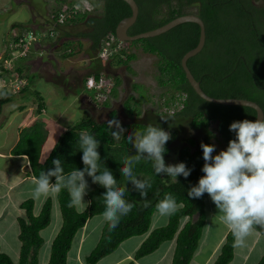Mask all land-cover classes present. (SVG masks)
I'll use <instances>...</instances> for the list:
<instances>
[{"label": "trees", "instance_id": "16d2710c", "mask_svg": "<svg viewBox=\"0 0 264 264\" xmlns=\"http://www.w3.org/2000/svg\"><path fill=\"white\" fill-rule=\"evenodd\" d=\"M58 1V5L46 18L47 30L45 31L48 34L43 38L51 40L53 36L55 37L53 41H49V44L50 46L58 45L61 48L60 57L66 59L85 49L82 39L89 41L87 51L92 54L96 52V55L103 46L108 45L105 47L106 49L109 47L105 59L112 57L115 63H123L126 66L136 57V54L129 50L131 46L139 47L141 51L156 56L157 82L166 87L162 93H169L161 100V106H164L166 110L151 113L146 111L143 114L144 117H140L139 120L125 123L123 137H127L135 130L143 131L150 123L169 129L172 139L166 143L167 151L164 155L172 151L176 156V161L172 164L184 162L192 171L187 178L178 176L177 183L166 174L157 176L152 162L142 159L134 165L133 171L140 178H149L151 187L147 189L146 199H141L139 193L133 189V185L127 182L120 172L124 158L136 155L133 144L125 139L114 140L111 131H115L116 126L113 124L110 130L108 121H98L92 114L87 113L60 133L43 161H40L39 157L47 131L41 121L23 128L11 151L27 155L31 173L35 178H38L42 171L53 169L55 165L52 161L55 159L60 160L67 174L73 169L82 170L84 167L83 153L79 148L80 134L84 132L95 136L100 141L97 151L100 153L101 167H107L112 172L120 187L126 186L127 192L124 198L134 204V207L130 213L121 217L115 229L109 230L108 223L104 222L96 244L84 257L85 264H95L100 258L112 252L124 239L146 233L150 227L151 216L156 211V204L166 193L175 197L177 210L168 216L164 225L149 231L135 250L133 259L152 252L165 240L174 239L170 264H188L197 247L205 220L204 194L199 199L189 198L187 194L189 188L197 184L199 178L204 175L201 170L204 160L200 144L201 142L212 144L209 124L215 121L218 134L228 145L229 140L235 138V133L229 131V125L233 121L255 120V110L244 105L206 101L199 97L189 85L180 65V58L197 42L199 27L196 23L182 22L154 36L121 42L115 38L114 28L122 17L130 14V8L125 1L101 0V11L91 15L78 0ZM135 1L138 5V13L135 21L127 29L128 34L152 29L180 14H197L204 23L205 40L201 50L187 59V66L191 73L199 81L204 92L211 96L240 97L255 101L262 108L264 119V0ZM75 4L81 5L79 10L74 8ZM71 10L73 13L67 16L66 13ZM61 13H64L65 17L59 20ZM79 21L83 22L84 29L80 31L66 29L68 25H76ZM9 26L10 28L24 27L26 30L30 28L21 22H12ZM21 34L20 29L17 35L12 36V42L18 41ZM118 43H120V49L116 47ZM8 49L7 56L4 54V57L10 56V47ZM19 58L21 56H17L15 61ZM103 58L97 57L91 60L88 66V68L91 67V71L85 73L83 80L90 74L96 80L100 78L103 71ZM0 68L3 72L11 71L8 67ZM13 70L26 76L19 64L14 66ZM118 84V77L113 76V85L109 94L115 93ZM136 86L137 84L134 88ZM21 91H31L38 112L43 108V97L38 90H29L25 86L24 89H20ZM18 93L12 92L7 86L0 88V112L3 104L12 100ZM179 100L182 103L181 107L175 104V101ZM131 101L133 96L128 95L124 106L129 114L138 116L140 110L136 105L132 106V110L126 106ZM135 101L138 100L135 99ZM107 104L106 96L103 105ZM171 107L172 112L169 111ZM108 115L114 119V109L109 111ZM173 118L175 121L179 119L188 121L193 129H201L203 134L199 139L187 136L182 138V143L173 142L177 138L179 128L172 120ZM85 179L89 184L86 196L91 204L84 211H77L68 206L70 197L66 189L55 192L61 222L50 242L46 264H66L67 252L77 230L88 218L104 211L103 193L106 189L99 184H93L91 177L87 175ZM50 182L54 184L55 177H51ZM20 207L23 208L24 214L17 218V236L20 242L18 260L13 262L7 253L0 251V264H38L39 249L43 243L40 230L51 221L52 200L47 196L37 214L33 213V199L30 197L23 200ZM183 217L187 220L179 226ZM253 228L264 238V226L254 225ZM234 239L235 236L229 228L212 264H227L231 260ZM133 263L132 259L126 262V264ZM255 264H264V252Z\"/></svg>", "mask_w": 264, "mask_h": 264}, {"label": "clouds", "instance_id": "9594fccd", "mask_svg": "<svg viewBox=\"0 0 264 264\" xmlns=\"http://www.w3.org/2000/svg\"><path fill=\"white\" fill-rule=\"evenodd\" d=\"M30 29L35 33V38L25 54L19 55L12 46L14 42L12 40L9 42L10 56L2 60V62L7 61V64L2 63V66L8 67L11 71L4 72L3 78L8 80V83L0 85V88L7 86L15 93L20 92V89H24L25 86L30 90L36 89L29 86L27 76L13 70L16 66L15 60L9 62L13 56V58L17 56L25 58L31 52L32 55L42 54L41 50L33 48L35 43L46 39L39 37L43 29L36 31L30 27L28 30ZM21 30L23 33L26 29L23 27ZM106 46L108 45L103 46L97 52L99 57H106V52H109V47L106 49ZM116 47L120 48V43ZM90 76L92 75H88L83 80V84L85 89L94 90L91 96L96 102L99 93L104 98L109 93L113 80L105 94L103 93L104 87L96 90L86 86V79ZM103 77L108 78L102 71L100 78ZM163 109L166 110L164 106ZM113 124L116 130L111 131L112 138L114 140L125 139L136 149V155L124 158L120 172L126 181L133 185V189L139 193L141 199H146L147 189L151 187L149 178H140L133 171L134 165L142 159L152 162L154 173L157 176L166 174L173 179V182L178 183V176L187 178L190 175L192 169L188 168L184 162L165 163L164 154L167 151L165 145L172 139L170 131L150 123L143 131L135 130L127 137H123L124 129L120 122L110 121V130ZM229 131L235 133V138L229 140L226 150H220L216 155H213L216 152L214 144L201 142L200 147L204 160L201 170L204 175L199 178L197 184L189 188L187 194L189 198L199 199L207 193L221 214L223 222L232 230L237 242L242 243L243 238L250 233L254 225L264 226V119L233 121L229 125ZM99 144L100 141L95 136L82 132L79 136V148L83 153V169H73L65 174L60 160H53L52 163L55 165L53 169L42 171L38 178L34 177L35 187L32 190V196L34 199H39L50 192L58 193L66 189L70 197L68 206L77 211H84L91 204V201H84L89 189L88 181L85 179L87 175L91 177L93 184H99L106 189L103 193L105 208L101 215L108 223L109 230H112L118 226L121 217L131 212L134 204L124 198L127 192L126 186L120 187L112 172L107 167H101V157L97 151ZM51 177H55L54 184L50 182ZM156 210L162 217L172 215L177 210L175 197L166 193L163 199L156 204Z\"/></svg>", "mask_w": 264, "mask_h": 264}, {"label": "crops", "instance_id": "0c3cea01", "mask_svg": "<svg viewBox=\"0 0 264 264\" xmlns=\"http://www.w3.org/2000/svg\"><path fill=\"white\" fill-rule=\"evenodd\" d=\"M12 22H10V24ZM9 25V31L8 29L6 30L8 31V47H10L9 42L11 41L12 36L15 34L17 35L20 29H22L17 27L10 28ZM1 52L0 60H3L5 58V53H2V55ZM37 57L41 58V55H32V59L30 61H34ZM24 61H26V57L18 59L14 63L16 65L19 64L22 66L27 79H29V86L31 88H36L35 83H33V74L30 75L33 72H35L38 82L41 79H44L50 84H55V82L52 80L49 82V80L45 79V77L40 74L41 72H39V70H34L35 67L33 66V63H25ZM1 64L0 67L2 66ZM76 87L85 88L82 78L80 79V83H73V89ZM68 92L72 93L71 91ZM21 93L16 94L12 100L3 104L0 112V216L2 213H6V211L10 214L8 218L0 223V250H3L5 253H7L13 262H17L18 260V247L20 245L17 236V218L24 214V210L20 207V203L23 200L29 198L25 194H32V190L35 187V182L31 173L27 155L24 153H13L11 149L18 141L20 132L23 128L31 126L36 121H41L43 127L47 131L46 138L41 146L39 157V160L43 161L49 152V150L44 149V146L49 138L50 132L54 131L59 136L60 133L63 132L66 127H68L67 124H61L59 122L61 119L60 116L62 115L60 109H58V113L56 115H50L48 117L44 116V113H46V108L43 95L42 97L44 105L43 108L38 112L36 110V103L33 97H29L28 95ZM74 95V99L79 100L83 113L92 114L91 111L87 109V106L85 107L82 105L81 101H86L87 104L92 102L96 108L98 107L97 102L93 100L92 96L83 93L82 90L79 92L76 90ZM46 197L47 195L42 196L39 198V200L30 197L33 199L32 210L34 214L39 212L41 204ZM84 201H88L87 196L84 197ZM57 204L58 203H56V205ZM204 205L205 218L208 221V225L205 230L203 226L201 236L199 238V240L201 239V242L199 243L198 240L197 247L194 250L188 264H212L219 251L220 245L223 242L225 234L229 229V227L221 219V214H219L218 209L207 193H204ZM11 206L15 207V212L14 210L13 212H10V209L12 208ZM101 214H95L88 218L85 224L77 230L72 239L71 247L67 252L66 264H68L69 261L70 264H85L83 257H85L96 244L101 233L102 226L105 222ZM167 218L168 216L162 217L159 215L157 210L154 211L151 216L149 230L146 233L141 235H133L124 239L112 252L100 258L95 264H120L124 263L125 260L127 262L130 259L133 260V264H170L175 244L174 239L165 240L161 242L159 246L152 252L137 259H133L135 250L148 235L149 231L158 227V225H164L167 222ZM186 220V217L181 218L179 226H182ZM46 228L47 226L42 228L40 230V234H42L43 230H46ZM55 234H52L50 231V237H47L45 243L50 245V242ZM13 240H17V247L16 244L12 242ZM83 247H87V252L85 254L82 252ZM263 252L264 238L257 230L253 228L250 233L243 238L242 243H238L235 237L233 244V256L227 264H255ZM47 258L48 254H42L38 259V264H46Z\"/></svg>", "mask_w": 264, "mask_h": 264}, {"label": "rangeland", "instance_id": "374dc122", "mask_svg": "<svg viewBox=\"0 0 264 264\" xmlns=\"http://www.w3.org/2000/svg\"><path fill=\"white\" fill-rule=\"evenodd\" d=\"M66 1L69 2L71 0ZM79 1L87 8V12L90 15L99 13L101 11V0H78V2ZM58 3V0H0V52L3 50L1 54L5 53V56H7V51L9 50L7 32L9 31L8 25L10 24V22H21L23 23V25H27L28 27L36 29V31L40 29L47 30L46 18L50 16V11L54 9V7L58 5ZM84 28L85 26L82 21L77 22L76 25H68L66 27V29H71L72 31H80ZM7 29L8 31H6ZM54 38L55 37L53 36L51 40L44 39L39 43H35L33 49L41 50V58L37 57L34 61H30L32 59L31 52V54L29 53V55L26 56V61L24 62L31 64L33 63L35 69L33 67L32 68L34 70H39V72H41L40 74L44 76L45 79L49 80V82H51L50 80L55 82L54 85L48 83L44 79H41L38 82L35 72L30 74H33V83H35V86L41 96L43 95L44 97L46 108V113H44V116L48 117L50 115H56L58 113V109H60L62 115L60 116L61 119L59 122L61 124L65 123L69 126L78 118L84 115L80 107L79 100L74 99V93L76 92V90H78V92L82 90L83 93H86L89 96L94 92L93 89L87 90L81 87H76L73 89V83H80V79L85 75V73L91 71V67L88 68L91 60L100 57L99 55H96V52H93V54L88 52L87 42L89 41L87 39H82L85 43L86 48L81 50L79 53L64 59L60 57L59 54V52L61 53L62 51L61 48H59L58 45L50 46L49 44V41H53ZM129 50L134 52L136 54V57L129 61L128 66L124 65L123 63H115V59L112 57H108L106 59L103 58V73L108 77L102 78V87H104L103 93L106 94L108 92V89L112 83L111 80H113V76H116L119 79V84L116 86L115 93L106 94V96L108 97V104L106 106L103 105V100L105 98L101 95H99L98 99L96 100V102L98 103L97 108L93 105L92 102L87 104L86 101H81L82 105H84L85 107L87 106V109L91 111L95 119H97L98 121L106 120L108 122L118 120L123 129H125V123L137 121L140 117H144L143 114L146 111L150 113L154 111H163L164 109L163 106H161V100L163 97L169 95V93L167 92L162 93L166 87L159 85L157 82L156 75L158 73V70L156 64V56L151 53L143 52L139 47L135 46H131ZM13 57L11 61H9L10 63L15 60V58ZM1 62L2 59L0 60V64ZM2 63L6 64L7 61H4ZM4 75L5 73L0 71V85H5L8 83V80H4ZM135 84H137L136 88H134ZM68 91H71L72 93ZM161 93L163 94L162 96ZM21 94L28 95L29 97L32 96L31 91H23ZM128 95L133 96V101L128 103V105L126 106H128L129 109L132 110V106L136 105L140 110V114L138 116L129 114L124 106L125 99ZM135 99L138 101H135ZM113 109L115 111V115L114 119H111L108 115V112ZM172 120L175 121L174 118ZM183 122L184 119L175 121L176 126L179 128L176 136L177 138L173 142L182 143V138L187 136L199 139L203 134V131L201 129H193L189 125L188 121H185L184 123ZM209 129L212 132L211 142L216 146L215 155L218 154L220 150H226L228 145L223 142L220 135L218 134L215 121L210 122ZM164 130L169 131V129ZM57 138L58 135L56 132H50L44 149L50 151L52 147L51 144H54ZM164 159L166 164H172L174 160L176 161V156L171 151L168 155H164ZM25 195H27L28 197H33L32 194ZM47 196L52 200L51 221L47 225L46 230H43L41 234L44 241L39 249V257H41L42 254H48L49 245L45 243V240L49 236L50 231L52 234H55L61 222L59 207L58 204L56 205V203L58 202L56 200L55 192H50ZM13 210L15 212V207H12L10 209V212H13ZM9 215L10 214L7 211L6 213H2V215L0 216V223L8 218ZM207 225L208 221L205 218L203 223L204 230L206 229ZM12 242L16 244V247L18 246L17 240H13ZM200 242L201 239L199 240V243ZM0 251L4 252L3 250ZM82 252L83 254H85L87 252V247H83ZM125 263L126 260L124 263L120 264ZM68 264H70V261L68 262Z\"/></svg>", "mask_w": 264, "mask_h": 264}, {"label": "water", "instance_id": "95a60500", "mask_svg": "<svg viewBox=\"0 0 264 264\" xmlns=\"http://www.w3.org/2000/svg\"><path fill=\"white\" fill-rule=\"evenodd\" d=\"M123 1H125L128 4V6L130 8V14L122 17L115 25L114 34H115V37L119 41L127 42V41H131V40H134L137 38L154 36V35L160 34L162 32H165L166 30L170 29L171 27H173L179 23H182V22L190 21V22L196 23L199 27V34H198L197 42H196L195 46H193L190 49H188L187 51H185L180 58V65L182 67V70L184 71L185 78H186L187 82L189 83V85L192 87L194 92L199 97H201L202 99H204L206 101L219 103V104L248 106V107H251L255 110V119L256 118L263 119V110L259 106V104L256 103L255 101H253L251 99H247V98H240V97H214V96H211V95L207 94L206 92H204V90L201 88V86L199 84V81L191 73L189 67L187 66V59L189 57L195 55L196 53H198L201 50V48L204 44V40H205L204 23H203L202 19L197 14H195V13L180 14V15H177V16L171 18L167 22H165V23H163L157 27H154L152 29H148V30L141 31L138 33H134V34H128L127 33L128 27L135 21V19L137 17L138 5H137L135 0H123Z\"/></svg>", "mask_w": 264, "mask_h": 264}, {"label": "built area", "instance_id": "2783aa9c", "mask_svg": "<svg viewBox=\"0 0 264 264\" xmlns=\"http://www.w3.org/2000/svg\"><path fill=\"white\" fill-rule=\"evenodd\" d=\"M80 6L81 5H79V4H75L74 8L76 10H79ZM72 13H73V10H71L70 12H67L66 15L70 16ZM63 17H65L64 13L59 14V20H62ZM47 34L48 33L45 30H42L39 33V37L40 38L44 37ZM34 38H35V33L31 29L30 30H25V31H23V33L19 37L18 41L14 42L12 44V46H13L14 50L19 55H23L29 49V45H30L31 41ZM86 86L89 87V88H95L96 90H98V89H100L102 87V78H99L98 80H95L92 76H90V77H88L86 79ZM99 95H101V94L99 93ZM180 99H183V98H180ZM175 104L177 105V107H181L182 106L181 100L175 101ZM169 111L172 112V107L170 108Z\"/></svg>", "mask_w": 264, "mask_h": 264}]
</instances>
